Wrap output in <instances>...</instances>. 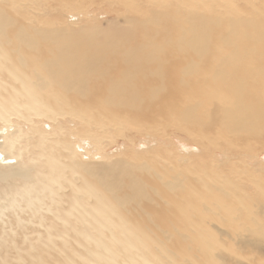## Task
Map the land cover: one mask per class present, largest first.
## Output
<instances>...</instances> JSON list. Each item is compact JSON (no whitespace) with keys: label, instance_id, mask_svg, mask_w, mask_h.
Listing matches in <instances>:
<instances>
[{"label":"bare ground","instance_id":"bare-ground-1","mask_svg":"<svg viewBox=\"0 0 264 264\" xmlns=\"http://www.w3.org/2000/svg\"><path fill=\"white\" fill-rule=\"evenodd\" d=\"M14 1H0V200L5 196L13 204L20 197L37 215L48 203L51 219L61 224L49 223V234L32 242L1 237L0 264H10V253L19 264H46V256L57 264H236L215 253L209 225L264 222V201L260 213L251 209L255 195L214 186L210 167L193 179L186 169L147 161L72 165L70 144L53 151L38 129L36 138L18 140L23 127L7 122L5 114L20 106L36 113L67 109L81 119L93 109L147 118L169 112L204 140L220 129L226 137L264 142V4L249 0L236 11L225 0H147V8L140 0H115L128 14L127 26L108 32L94 20L79 27L48 20L40 26L28 4L18 12ZM215 3L227 12L215 13ZM73 173L80 174L79 183ZM180 215L184 221L175 226L169 217ZM256 226L244 233L264 237Z\"/></svg>","mask_w":264,"mask_h":264},{"label":"rangeland","instance_id":"rangeland-1","mask_svg":"<svg viewBox=\"0 0 264 264\" xmlns=\"http://www.w3.org/2000/svg\"><path fill=\"white\" fill-rule=\"evenodd\" d=\"M0 1L6 3V0ZM15 1L12 3L11 7H17L18 12H20L23 6L28 4V15L30 14L34 20L36 17L37 20H39L38 24L40 26L47 20L56 24L60 21L67 22L72 27H79L83 23L88 22V20L89 22L94 20L95 23L104 27L108 32H120L122 28L127 26V24L123 22L125 20V15L127 16L128 14L125 12L124 7L115 0H33V2L32 0H27L28 2L21 0L19 1L20 3L18 0L16 3ZM140 1L143 2L142 7H149V1ZM225 1L231 8L239 11L246 8L249 0ZM250 1L257 7L264 4V0ZM208 4H212V2L210 0H204V5ZM219 5L220 3H215V7L212 8L215 13H226L227 9L224 10V8ZM7 7H9V5ZM206 10H210V8H206ZM25 13L27 14V12ZM55 15H57V17H55ZM72 15H74V17ZM52 16L55 18L54 20ZM114 23L120 25V30L118 26H112ZM121 23L123 24L121 25ZM90 113H92L91 116L89 115L87 118L81 119L76 115L75 111L67 109H60L57 112L36 113L34 111H28L25 107L20 106L14 111H7L5 119H7V122H11L19 128L20 126L23 127L22 130L25 134L20 137L21 139L18 137V140L24 139V136L25 138H29L28 136L36 138L37 132L35 131L38 129V134L42 133L44 135L43 138L45 142L47 141L46 144L48 146L53 144L54 147L51 146L53 151L57 152L59 149L62 150L64 141L70 144V147L75 151V154L71 158L73 160L72 163L68 161L72 165L80 160H82V162L100 164L101 167L118 161H126L133 164L141 162L146 164L147 161V164H153L158 168H169L173 166L186 169L188 176L193 179H198L199 176H201V174H198L199 169L210 167L209 169H211L210 173L212 174L211 177L214 186L218 187L222 184L225 188L229 187L233 194H245V196H250L253 199L255 197L254 200L256 202L251 204V209H255L254 211H257L256 209H258L259 206H263L262 202L264 200H260L259 203L261 204L257 203L258 199H264V197H260L262 195L264 196V194H261L264 193V190L261 192L259 188H257V186L259 187L260 185L264 186L263 141L256 140L255 138H239L238 136L226 137L220 129H215L213 132H210L207 137L208 139L204 140L199 136L200 134L198 132H192L186 126L180 125V123L175 120L174 114L169 112L155 114L152 118H147L136 113H126L119 116H115L114 114L105 115V112L97 109H93ZM0 125H2L1 121ZM58 141L59 143H57ZM60 145L61 147H59ZM201 156L203 158H201ZM24 158L25 156L22 159ZM60 159L65 162L68 160V158L64 156H61ZM13 161L14 160H11V162ZM72 176L75 177L72 178L73 181L77 182L80 174L73 173ZM79 181L77 183H79ZM63 187L59 188L60 191L61 189L62 191L69 190V188ZM78 193L76 194L80 196L81 194ZM257 193L260 198L256 195ZM12 194L16 196L17 193L13 192ZM251 195L255 196L253 197ZM5 198L7 197L4 196L3 200L1 196L0 200V240L1 237L5 236L14 239L16 237H23L27 238V242H32L34 238L37 240V238H44V236L49 234L47 233L49 223H52L51 225L61 224L60 220L55 221L51 219V213L47 211L49 208L46 206L48 203L40 208L37 215L32 214L24 207L22 203L23 200L20 197H18L19 201L13 202V204L11 203L12 200L9 198L7 200ZM62 204L64 205V203H61V205ZM259 210L260 209H258V212L260 213ZM38 216H40L41 219H39ZM169 219H172V221L177 220L175 226H179L181 222L184 221L182 215L173 218L169 217ZM16 221H18V223H16ZM210 224V229L215 236V243H217L215 245V253L219 251L223 255H230L232 260H235L234 262H236V264H264V241H258L259 238L264 240V237H260V234L259 236L258 234L254 236V234L244 233V230L250 231L257 225L258 227H256L259 231H263L261 232V236H264L262 234L264 233L263 220L257 223H237L238 225L236 226H234L233 223L228 224L224 221H216ZM262 225L263 227H261ZM234 227V230L238 229L237 233L240 235H247V239L241 236H235L231 229ZM220 229L226 230L224 234H220ZM227 232L229 234H227ZM52 235L57 245H60V248H67V246L62 243V239L57 237L58 235L54 233H52ZM161 237L165 238V232ZM257 237L258 239H256ZM12 243H14V241H12ZM79 251L82 250L80 249ZM48 253L54 252H47V254ZM63 253H67V255L71 254L69 252ZM9 255L10 264H19L20 261L18 257H14L16 254L10 253ZM133 257H137V255ZM189 257L190 256L186 255V258L183 260L181 259L180 262L182 263ZM76 260L79 261L78 256H76ZM161 260H163V258H161ZM167 261L168 260H166V262ZM45 263L57 264L50 260L48 256H46ZM25 264H27V261ZM86 264L100 263L89 261ZM119 264L130 263L123 260L121 263L119 261ZM225 264L228 263L226 262Z\"/></svg>","mask_w":264,"mask_h":264}]
</instances>
